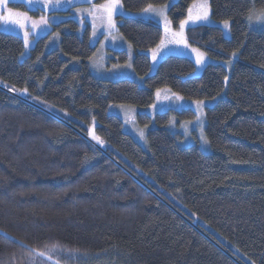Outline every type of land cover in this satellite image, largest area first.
<instances>
[{
    "label": "trees",
    "instance_id": "1",
    "mask_svg": "<svg viewBox=\"0 0 264 264\" xmlns=\"http://www.w3.org/2000/svg\"><path fill=\"white\" fill-rule=\"evenodd\" d=\"M121 1L139 13L171 0ZM197 1L171 5L174 29ZM209 2L215 23H231V38L220 26L187 31L190 46L216 62L201 76L180 56L151 75L144 53L160 45L163 28L117 18L143 88L98 79L91 28L80 35L74 19L55 25L24 61L23 40L0 31V264H264V29L248 21L264 0ZM52 34L60 47L48 52ZM111 53L114 63L127 60ZM163 89L191 101L226 93L206 111L210 154L182 147L168 129L173 117L194 120L192 111L139 115L141 126H155L147 149L109 114L114 105L151 107ZM93 123L103 145L90 138Z\"/></svg>",
    "mask_w": 264,
    "mask_h": 264
},
{
    "label": "rangeland",
    "instance_id": "2",
    "mask_svg": "<svg viewBox=\"0 0 264 264\" xmlns=\"http://www.w3.org/2000/svg\"><path fill=\"white\" fill-rule=\"evenodd\" d=\"M96 1L97 0H59V3H57L56 0H31V2L30 0H9L7 5L8 8H11L10 5L12 3H21L27 7V10L24 11L11 8L14 12L21 13L22 15L14 16L9 21L0 19V31L9 35L20 37L23 42L25 33L28 34V45L25 46L24 54L20 58L21 61H24L30 56V53L35 47L37 41L50 35L55 25H59L68 19H74L81 26L80 35H83V32L87 26L91 28V44L94 48H96V54L90 63L94 75L98 79L105 81H135L141 88H143L144 79L139 77L133 68V60L136 56V51L132 45L120 35L118 31L117 18L119 16H123L139 18L143 20H152L163 28L164 38L157 48L144 53L147 54L151 59V75L156 73L160 63L169 56H180L191 59L197 66L195 76L202 75L206 68V63H197L196 54L199 55L201 52L193 51L194 48H192L188 43L186 34L185 39L187 41V47L173 44L171 42L172 38H170L168 35L170 30L167 28V26L169 27L170 25L172 26L173 30H176L174 29L168 17V10L171 5L176 3L178 0H171L170 3L165 6L152 7L154 11L144 10L139 13L126 11L122 5V1L119 0V5L112 14V21L114 22L115 27L110 26L107 13L99 7L100 5L108 3L109 0H104L99 4H97ZM161 9L163 10V13L159 14ZM208 11L209 14L206 20H197L195 22L190 21L189 23L204 25L206 24V21H208L209 25L211 26H220V28L222 27L225 29L223 30L225 31V35H228V39H230L231 23H229L228 28H225L224 23H215L211 18V8L210 10L208 9ZM262 11L264 10L256 11L254 14H259ZM34 12L39 13V16L33 15L32 13ZM68 12L69 14H65ZM0 13L6 15V10L0 7ZM197 13L198 12L192 11L193 15H196ZM41 18H45L47 20V24H38V26L33 27V23L39 22ZM250 25L253 29H264V24L257 23L255 21H253ZM179 28L177 30H179ZM177 30L175 32H177ZM60 39L61 36L59 34H52L48 42L47 51L49 52L59 49ZM154 51L156 52L155 60H153ZM111 52H126L127 60L124 64L114 63L112 61L114 59V55ZM237 59L238 55L233 57L232 62L224 63L229 74L231 73L233 63ZM204 60H208L211 64H216V62L211 61L206 55H204ZM71 65L73 67L78 66V61L71 60ZM19 94L25 98H29L28 94L25 92H19ZM13 96L16 95L13 94ZM225 96L226 93H224L220 98L210 101H203V105H198L196 103L197 101L187 100L179 95H176L168 89H163L157 92L155 103L151 107L139 108L134 106L114 105L110 107L109 114L119 117L124 124V132L132 136L144 149H147L148 132L155 126H141L138 121L139 115L146 114L154 118L158 114H163L170 111H192L196 116L194 120L179 122L177 117H173L168 129L174 135L179 136V142L182 147L188 148L192 146H198L204 154H210L212 149L206 135V111L207 109L213 108L219 102V100L223 99ZM177 97H181L182 99H178ZM35 102L43 107H47L58 112L56 109L47 106L42 102L36 100ZM93 124L95 131L96 124ZM93 124L89 127V129L93 126ZM90 138L92 139L91 136Z\"/></svg>",
    "mask_w": 264,
    "mask_h": 264
},
{
    "label": "snow or ice",
    "instance_id": "3",
    "mask_svg": "<svg viewBox=\"0 0 264 264\" xmlns=\"http://www.w3.org/2000/svg\"><path fill=\"white\" fill-rule=\"evenodd\" d=\"M30 2H31V0H30ZM56 2L59 3V0H56ZM8 3H9V0H0V7H2L3 9L6 10V15L0 13V19H2L4 21H9L14 16L22 15L21 13L14 12L13 9L8 8L7 7ZM118 5H119V0H109L108 3L99 6L101 9H103L107 13L108 22H109V24H110L111 27H115V24L112 21V14H113V11L116 10V8H117ZM145 11H154V9L152 8L151 5H149L148 9H145ZM162 13H163V10L161 9L159 14H162ZM208 14H209V11H208V7H207L206 0H205L204 5L202 6V10L200 12H198L196 15H193L192 14V10L189 9V16H188V18L186 20H182L180 22L181 32L178 33V34L177 33H174L173 34V35H179L181 37V40H179L177 42L178 43L179 42H183L185 44V46H187V41L183 39V29L185 28V25L188 24L190 21L191 22H195L197 20H206L208 18ZM248 21H249L250 24L253 21H255L257 23L264 24V11L260 12L259 14H250L248 16ZM38 24H47V20L45 18H41V20L39 22H34L33 23V27L38 26ZM224 26H225V28H228L229 27L228 21H225L224 22ZM27 36H28V34L25 33V38H24L25 46L28 45V38H27ZM193 51H198V50H195L194 49ZM232 55H233V57H235L236 56V53L233 52ZM155 59H156V52L154 51L153 52V60H155ZM203 60H204V54L203 53H200L198 55V57H197V63L198 64L199 63H202ZM225 79H227V77ZM12 90H14V89H12ZM24 92L26 93L27 92V89H24ZM177 98L178 99H182L181 97H177ZM196 103L198 105H203L204 104L203 101H197ZM89 135L98 144H100V145H103L104 144V141L99 136H97L95 134L94 124L89 129ZM141 135H142V133H141ZM41 255H43V254H41ZM253 264H254V262H253Z\"/></svg>",
    "mask_w": 264,
    "mask_h": 264
},
{
    "label": "crops",
    "instance_id": "4",
    "mask_svg": "<svg viewBox=\"0 0 264 264\" xmlns=\"http://www.w3.org/2000/svg\"><path fill=\"white\" fill-rule=\"evenodd\" d=\"M204 3H205V0H202V1L199 0V1H197L192 6L191 10L194 11V12H199L200 10H202V6L204 5ZM206 3H207L208 9L210 10V8H209L210 7L209 0H206ZM200 5H202V6H200ZM199 6H200V8H199ZM204 25H209L208 21H206V24H204ZM198 26H202V25H196V23H188V24H186L185 25V28L183 29V39L186 40L185 39V34H186V32H187L188 29L194 28V27H198ZM167 28L170 30V32L168 33V35H169L170 38H172L171 39V42L173 44H175L177 46L182 45L183 47H187V46H185V44L183 42H179V43L177 42V41L181 40V37L179 35H173L174 33H177V34L180 33L181 32V29L180 28H179V30H177V32H175L176 30H173L172 29V26H170V25H169V27L167 26ZM171 31H173V32H171ZM196 57H198L197 54H196ZM203 62L206 63V65H205L206 67H207V65L210 64V62L208 60H203Z\"/></svg>",
    "mask_w": 264,
    "mask_h": 264
}]
</instances>
